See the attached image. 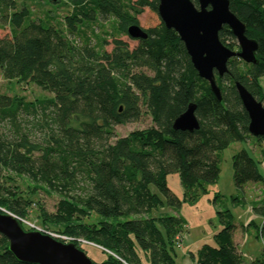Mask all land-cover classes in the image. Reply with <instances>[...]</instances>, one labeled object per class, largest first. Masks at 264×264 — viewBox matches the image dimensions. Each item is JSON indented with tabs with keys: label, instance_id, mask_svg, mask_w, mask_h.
<instances>
[{
	"label": "trees",
	"instance_id": "16d2710c",
	"mask_svg": "<svg viewBox=\"0 0 264 264\" xmlns=\"http://www.w3.org/2000/svg\"><path fill=\"white\" fill-rule=\"evenodd\" d=\"M23 1L20 6L19 0H0V28H9L0 37V70L7 80L34 83L54 97L28 102L0 94V208L27 217L32 201L5 184L15 182L11 175L4 178L24 177L34 184L32 193L40 188L60 196L55 212L39 207L45 226L109 251L93 264H142L143 256L150 264H177L175 248L186 222L163 211L182 205L168 176L179 174L185 197L193 202L218 181L219 152L252 136L236 83L264 104V0H230L246 36L258 42V61L232 57L222 77L215 72L221 100L195 69L178 33L161 19L159 0ZM25 1L65 5L69 12L57 25L49 14L33 18ZM145 8L158 17L145 29L147 38L131 48L114 37L112 50H106L103 23L113 22L114 33L128 35ZM219 37L239 50L227 26ZM190 104H196L200 128L174 129ZM144 112L153 126L118 138L116 126L136 122ZM256 139L264 156V137ZM233 170L237 188L264 183L258 161L245 148L233 156ZM254 209L264 216L262 200ZM218 214L222 228L215 245L204 244L191 257L196 264H243L234 215ZM94 215L97 222L84 221ZM260 233L264 237V224ZM0 235V264H29L17 259ZM251 264H264V254Z\"/></svg>",
	"mask_w": 264,
	"mask_h": 264
},
{
	"label": "rangeland",
	"instance_id": "374dc122",
	"mask_svg": "<svg viewBox=\"0 0 264 264\" xmlns=\"http://www.w3.org/2000/svg\"><path fill=\"white\" fill-rule=\"evenodd\" d=\"M23 3V0H19L20 6H22ZM25 5L30 7L33 18H45V16L49 14L52 18V22L57 25H60V22L63 21V17L69 12L68 6L57 5V7H55L54 4H49L45 1L39 3L37 1L30 3L25 1ZM138 18L139 24L134 25H138L144 30L158 23L157 15L149 8H145L144 12L140 14ZM112 24L114 23L110 21L104 22L103 25H105V28H101L103 36L110 42L109 45L105 46L106 50H112V40L114 37L127 41L131 48L138 44L137 38L133 39L128 35L114 33L111 26ZM104 30L111 31L112 34H105ZM7 33H9V28H0V37ZM0 94L23 97L28 102L54 97L52 93L42 89L34 83H18L15 80H7L2 75L1 70ZM150 126H153L152 119L148 113L144 112L138 121L116 126L117 136L118 138L124 137L133 130L145 129ZM256 144V137L251 136L247 141L234 142L228 148L219 152L221 173L218 181L213 185H209L208 191L206 193H200L193 202L185 197L179 174L173 173L168 176V186L182 201V205L179 209L173 210L165 208L163 211L178 214L186 222L185 231L179 236L177 247L175 248L177 264H196L191 254H196L204 244L215 245L214 235L222 228L218 212L225 210H230L233 213L234 217L232 222L238 225L235 239L238 243V249L243 256V264H251L252 261L260 259L264 254V237L261 235L259 228L249 223L252 217L253 220L259 222L258 225L264 221V216H256V211L254 209V206H257L261 200L264 202V183L250 182L241 189L237 188L234 182L233 170V156L245 148L257 159L259 171L264 177V156L259 158L258 151L262 147L259 148L260 145ZM5 175V179L8 178V175H11L15 180V182H11V179H6L5 181V184L11 190H15L14 185L17 186L16 189L22 192V196L32 201V205L28 210V215L24 219L25 222H22L24 228L26 230H35V228H32L31 225L26 223L28 222L40 228L53 231L54 229L52 227H47L42 223L39 217V207H43L48 213L55 212L56 206L60 200L59 194L40 188L35 193H32L34 184L28 179L10 173H6ZM99 219L100 217L94 215L91 219L87 218L84 219V221L91 223L93 221L97 222ZM248 223L249 225H247ZM245 225L247 226L245 227ZM59 240L65 242L63 239ZM82 246V250L92 261L99 262L106 258L104 253L107 251L106 249L96 244H83ZM111 255L116 258L118 257L113 253H111ZM124 264L128 263L124 262ZM142 264H150L145 256H143Z\"/></svg>",
	"mask_w": 264,
	"mask_h": 264
},
{
	"label": "water",
	"instance_id": "95a60500",
	"mask_svg": "<svg viewBox=\"0 0 264 264\" xmlns=\"http://www.w3.org/2000/svg\"><path fill=\"white\" fill-rule=\"evenodd\" d=\"M159 0V15L169 29H174L191 56L199 75L208 80L213 93L221 100V91L215 72L222 77L228 70L232 57L247 63H256L258 42L246 36L245 24L232 12L230 0ZM228 27L235 37L239 50L222 43L219 32ZM132 38H147L138 25L128 28ZM238 93L250 117L249 132L254 137H264V104L257 100L242 84L236 83ZM174 129L194 131L200 128L196 104L178 116ZM23 220L0 208V234L9 242V250L24 263L29 264H93L87 254L74 242H62L39 230H26Z\"/></svg>",
	"mask_w": 264,
	"mask_h": 264
},
{
	"label": "built area",
	"instance_id": "2783aa9c",
	"mask_svg": "<svg viewBox=\"0 0 264 264\" xmlns=\"http://www.w3.org/2000/svg\"><path fill=\"white\" fill-rule=\"evenodd\" d=\"M264 222V221H263ZM28 225H31L32 228H35V230H39V231H44L42 228L38 227V226H35V225H32L31 223H28L26 222ZM261 231V230H260ZM46 232V231H45ZM51 232V231H49ZM48 233V231H47ZM51 236H53L54 238L56 239H63L65 240L66 243L68 242H74V243H78L80 246L83 245V244H92L84 239H75V238H72V237H68L66 235H59V234H56V233H49ZM119 259V257H117ZM120 260V259H119ZM122 261V260H121ZM124 262V261H123Z\"/></svg>",
	"mask_w": 264,
	"mask_h": 264
},
{
	"label": "crops",
	"instance_id": "0c3cea01",
	"mask_svg": "<svg viewBox=\"0 0 264 264\" xmlns=\"http://www.w3.org/2000/svg\"><path fill=\"white\" fill-rule=\"evenodd\" d=\"M260 81H261V84H262V86H263V91H264V76L260 79ZM256 145H259L258 143L256 144ZM259 148H261V146L259 147ZM259 151V158H261L262 156H263V154H262V148L260 149V150H258ZM255 158V157H254ZM256 159V158H255ZM257 160V159H256ZM255 216V215H254ZM256 216H259V217H262L261 215H258V214H256ZM250 221L251 222H249L251 225H254V226H258V223L259 222H256L255 220H253V217L250 219ZM249 223L247 224V225H249ZM237 227H238V225L237 224H235ZM247 225H245V227L247 226ZM235 233H236V231H235ZM235 233H234V240H235V242H236V244H238L237 243V241H236V239H235Z\"/></svg>",
	"mask_w": 264,
	"mask_h": 264
},
{
	"label": "bare ground",
	"instance_id": "6f19581e",
	"mask_svg": "<svg viewBox=\"0 0 264 264\" xmlns=\"http://www.w3.org/2000/svg\"><path fill=\"white\" fill-rule=\"evenodd\" d=\"M254 208H255V206H254ZM24 221V220H23ZM25 222V221H24ZM263 224H264V222H261L260 223V225H258V228L261 230L262 229V226H263ZM24 227V226H23ZM44 231H42V232H44V233H46V234H49V233H55V232H49L50 230H48V229H44V228H42ZM31 230H33V229H31ZM46 231V232H45ZM47 231H48V233H47ZM57 234V233H56ZM59 235H61V234H59Z\"/></svg>",
	"mask_w": 264,
	"mask_h": 264
}]
</instances>
